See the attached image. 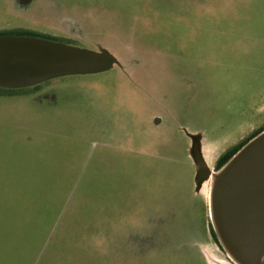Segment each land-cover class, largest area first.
<instances>
[{
    "label": "rangeland",
    "instance_id": "374dc122",
    "mask_svg": "<svg viewBox=\"0 0 264 264\" xmlns=\"http://www.w3.org/2000/svg\"><path fill=\"white\" fill-rule=\"evenodd\" d=\"M12 29L120 65L0 96V264H237L183 130L216 172L264 127V0H0Z\"/></svg>",
    "mask_w": 264,
    "mask_h": 264
},
{
    "label": "water",
    "instance_id": "95a60500",
    "mask_svg": "<svg viewBox=\"0 0 264 264\" xmlns=\"http://www.w3.org/2000/svg\"><path fill=\"white\" fill-rule=\"evenodd\" d=\"M106 49L89 50L29 36H0V89L21 90L68 76L103 73L119 66ZM156 122V121H155ZM199 192L211 179L210 218L220 247L237 264H264V130L212 172L200 133L183 130Z\"/></svg>",
    "mask_w": 264,
    "mask_h": 264
},
{
    "label": "trees",
    "instance_id": "16d2710c",
    "mask_svg": "<svg viewBox=\"0 0 264 264\" xmlns=\"http://www.w3.org/2000/svg\"><path fill=\"white\" fill-rule=\"evenodd\" d=\"M1 35L29 36V37H36V38L46 39V40L55 41V42H63L62 40H58V39L52 38L50 36L39 34V33H36L34 31H31V30H27V29H12L9 31H2V32H0V36ZM24 90L25 89H21V90L0 89V96H12V95L18 94ZM263 130H264V127L256 130L250 136H248L247 138L242 140L240 143L234 145L233 147H230L224 153H222L218 157V159L215 163V170L216 171L219 170L244 144H246L250 139L255 137L257 134H259ZM12 187H14V186H12ZM6 189L7 188L2 187L0 185V193L3 194V197L0 198V203L7 205L8 209H9L10 207L11 208L13 207L12 203L14 202L15 199L13 198V194L11 196L9 195L8 190H10V187H8L7 190ZM211 236L214 239V241L216 243H218L217 238H216V236L212 230H211Z\"/></svg>",
    "mask_w": 264,
    "mask_h": 264
},
{
    "label": "flooded vegetation",
    "instance_id": "af4514ba",
    "mask_svg": "<svg viewBox=\"0 0 264 264\" xmlns=\"http://www.w3.org/2000/svg\"><path fill=\"white\" fill-rule=\"evenodd\" d=\"M18 1H20V0H18ZM63 41V40H62ZM61 43H65V44H69V45H71V42H69V41H67V40H65V41H63V42H61ZM44 84V83H43ZM42 85V84H41ZM39 86V85H38ZM35 87H37V86H35Z\"/></svg>",
    "mask_w": 264,
    "mask_h": 264
},
{
    "label": "bare ground",
    "instance_id": "6f19581e",
    "mask_svg": "<svg viewBox=\"0 0 264 264\" xmlns=\"http://www.w3.org/2000/svg\"><path fill=\"white\" fill-rule=\"evenodd\" d=\"M211 193H212V185H211V189H210V196H211ZM209 207L211 208V197H210V200H209Z\"/></svg>",
    "mask_w": 264,
    "mask_h": 264
}]
</instances>
